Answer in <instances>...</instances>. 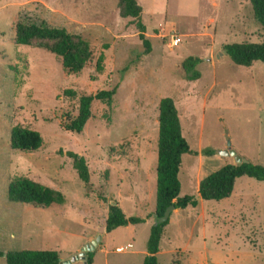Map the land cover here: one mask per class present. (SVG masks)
<instances>
[{"label": "rangeland", "instance_id": "374dc122", "mask_svg": "<svg viewBox=\"0 0 264 264\" xmlns=\"http://www.w3.org/2000/svg\"><path fill=\"white\" fill-rule=\"evenodd\" d=\"M119 1L0 0V251L56 250L68 264L102 236L94 264H143L151 225L108 233L106 221L111 204L128 216H155L160 102L172 97L183 133L198 153L183 156L181 196L197 195L199 205L173 211L159 263L264 264V180L242 176L233 194L219 201L199 194L205 176L236 163L220 153L230 144L249 162L264 165V62L237 65L224 49L264 41L251 1L138 0L150 52L138 21L121 16ZM20 20L82 35L95 59L82 72L69 73L57 55L16 43ZM175 35L182 38L178 46L172 44ZM190 56L202 58L195 80L182 68ZM114 88L111 105L94 101L82 133L66 128L79 114L83 95ZM17 125L41 132L43 146L14 150ZM70 151L86 158L96 187L106 185V200L87 193ZM17 176L61 190L67 202L42 207L11 201L9 186ZM128 243L134 247L116 250Z\"/></svg>", "mask_w": 264, "mask_h": 264}, {"label": "trees", "instance_id": "16d2710c", "mask_svg": "<svg viewBox=\"0 0 264 264\" xmlns=\"http://www.w3.org/2000/svg\"><path fill=\"white\" fill-rule=\"evenodd\" d=\"M257 20L264 26V0H250ZM120 13L123 18L137 20L140 38L147 51L152 50L151 42L147 38V27L143 22V6L138 0H120ZM16 43L33 46L49 51L62 58L63 67L69 73L82 72L95 59L91 43L78 33L68 31L63 27L51 26L47 23H32L20 20L16 26ZM225 51L237 65L250 67L255 61L264 62L263 42H241L225 45ZM105 55L102 54L96 64L97 71L105 70ZM202 58L190 56L182 63V68L190 80L200 78L197 70ZM69 92V91H67ZM71 92V91H70ZM117 88L101 90L95 94H85L80 100L79 114L66 121V128L82 133L93 117L92 106L95 100L111 105ZM44 144L41 132L28 126L17 125L12 130L11 146L16 151L31 152L40 149ZM186 153H196L183 133V125L176 101L172 97H164L160 102L159 139H158V167H157V208L156 218L164 215L166 209L175 204L176 209L197 207V195L181 196L182 183L180 178L183 156ZM73 159L74 167L79 177L85 183L88 194L97 193L106 200V185L96 187L91 181V172L85 157L75 152H68ZM242 176H249L264 180V165L253 162L236 164L230 163L205 176L199 187V194L204 200H223L229 198L235 189L236 181ZM9 198L13 202L35 204L50 207L54 204L63 205L67 202L66 195L61 191L35 181L28 176L15 177L9 186ZM145 218L128 216L121 206H109L106 230L108 233L122 226L140 224ZM170 219L163 224H153L148 240V254L143 264H160L158 254L165 227ZM6 264H61V255L56 250H21L3 253ZM87 264H94V251L87 253Z\"/></svg>", "mask_w": 264, "mask_h": 264}, {"label": "water", "instance_id": "95a60500", "mask_svg": "<svg viewBox=\"0 0 264 264\" xmlns=\"http://www.w3.org/2000/svg\"><path fill=\"white\" fill-rule=\"evenodd\" d=\"M221 155L224 156H233L235 158L236 164H243V163H248L249 160L243 156H241L237 151H235L234 149H232L231 144L229 145V147L227 149H225L224 151L220 152ZM176 209L175 204L169 206L164 215L160 218H156L155 220V224H163L165 222H167L173 211ZM102 236H99L97 239H94L92 242H90L89 244H87L83 251H81L78 255H76L72 261L68 262V264H71L73 261H76L78 259H83L85 261H87V253L88 252H92L96 250L97 245L99 244V242L101 241ZM61 264H65L63 262H61Z\"/></svg>", "mask_w": 264, "mask_h": 264}, {"label": "built area", "instance_id": "2783aa9c", "mask_svg": "<svg viewBox=\"0 0 264 264\" xmlns=\"http://www.w3.org/2000/svg\"><path fill=\"white\" fill-rule=\"evenodd\" d=\"M182 40V38L180 37V36H173V39H172V44L174 45V46H178L179 44H180V42H182L181 41ZM133 247V244L132 243H129V244H127V245H125V246H120V247H117V251L118 252H123V251H126V250H130L131 248Z\"/></svg>", "mask_w": 264, "mask_h": 264}, {"label": "crops", "instance_id": "0c3cea01", "mask_svg": "<svg viewBox=\"0 0 264 264\" xmlns=\"http://www.w3.org/2000/svg\"><path fill=\"white\" fill-rule=\"evenodd\" d=\"M176 212H179V210L178 209H176ZM171 217H172V215H171ZM155 220H156V217L155 216H153V218H151V220L150 219H148V220H146V222H144V223H148L149 225H151V227L153 226V224H155ZM165 231H166V228H165ZM165 233V232H164ZM129 244V243H128ZM134 247V246H133ZM159 253H161V250H160V252ZM148 254V253H147ZM158 256H159V254H158ZM159 258V257H158Z\"/></svg>", "mask_w": 264, "mask_h": 264}]
</instances>
